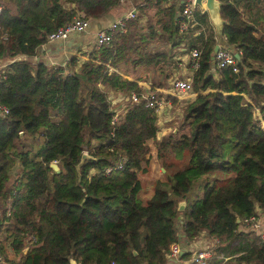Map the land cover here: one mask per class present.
Wrapping results in <instances>:
<instances>
[{
    "label": "trees",
    "instance_id": "1",
    "mask_svg": "<svg viewBox=\"0 0 264 264\" xmlns=\"http://www.w3.org/2000/svg\"><path fill=\"white\" fill-rule=\"evenodd\" d=\"M120 1L0 0V58L17 56L0 76V264H165L179 240L176 258L197 264L199 235L217 240L203 264H264V236L235 221L264 212V32L235 0L218 3L237 71L206 62L210 30L195 45L193 96L160 134L144 99L114 111L107 93L141 94L140 70L170 57L157 43H180L183 3L144 0L124 31L61 65L18 59L74 15L98 18ZM152 151L164 179L141 198Z\"/></svg>",
    "mask_w": 264,
    "mask_h": 264
},
{
    "label": "crops",
    "instance_id": "2",
    "mask_svg": "<svg viewBox=\"0 0 264 264\" xmlns=\"http://www.w3.org/2000/svg\"><path fill=\"white\" fill-rule=\"evenodd\" d=\"M144 0H121L115 7L111 8L107 12H105L102 16L98 18H94L89 20L88 26L85 30L81 32H70L65 39H55V40H46L44 43L38 45L35 48V52L32 56H25L20 55L18 59H27L31 61H41L45 63L46 65H61L63 64L69 57V55L75 53L77 49H79V52L86 51L89 46L93 43L94 34L97 30L104 29L107 27V25L114 19L123 17L129 10L135 9V6L142 4ZM179 2V0H177ZM238 4L239 9L242 12V17L247 20L254 21V26L256 27L255 33L264 32L263 30V23H264V0H235ZM149 16L152 15L151 10L148 11ZM192 21L191 24L188 26V29L185 30V32L182 34V38L179 40L180 43L177 44L175 47H172V44H169L167 41H159L156 45L157 49H162L169 51L170 57L165 58L158 62L157 65L148 66L150 68L149 74L153 76L152 79L148 76L147 68L140 70L139 72V83L141 87V93H144L146 91H153V92H159V94L163 97V100H165L166 94L160 93V88H164L167 86L168 82L171 78L178 75L188 74L190 72V66L188 64L189 61V48L191 46L199 45V43L202 42V40L205 38V36L209 33V31H213L214 38L216 40V44L218 46H223L229 49H232L229 46L221 44L222 36L218 34L215 31L214 24L211 22L207 11L202 6L193 7L192 9ZM144 16H141L139 21L144 23ZM15 57H5L0 58V67H2L4 64H6L8 61L16 58ZM84 55H79V58H83ZM175 62L177 65L170 70V74L167 75L166 78H164V75L167 74L165 70L162 68V63L165 62L167 64L168 62ZM153 71L151 73L150 71ZM148 78L150 81H148ZM161 82L160 86H155V83ZM154 86V89H151L150 87ZM111 96L120 99L122 97V94L120 93H113L110 92ZM193 95V94H192ZM177 97L176 103H166L163 102L159 109V115L161 116V120L158 121L159 124L162 125V127H165V123L170 121L172 118H174L173 113L171 111L172 108H178L181 107L183 104L178 98V94L175 95ZM192 97V96H191ZM119 104V102L117 103ZM180 112V111H179ZM162 114V115H161ZM165 115V118L163 117ZM164 123V124H163ZM162 128L163 131L165 128ZM162 131H160L161 133ZM159 133V134H160ZM151 164H154L151 162ZM153 165H149L148 169V178L145 177V181H154L155 179L162 180L161 173L164 172V169L159 167L160 173L153 170ZM145 175V174H143ZM153 185V184H152ZM146 193L152 192V187L145 190ZM200 237L207 238L204 235H199ZM180 243L181 240H179ZM179 243V244H180ZM197 243H199V240L196 239L193 243H191L189 246H195ZM181 245V244H180ZM187 261H180L177 258L168 257L167 262L165 264H186Z\"/></svg>",
    "mask_w": 264,
    "mask_h": 264
},
{
    "label": "built area",
    "instance_id": "3",
    "mask_svg": "<svg viewBox=\"0 0 264 264\" xmlns=\"http://www.w3.org/2000/svg\"><path fill=\"white\" fill-rule=\"evenodd\" d=\"M193 7L194 6L192 5V0L183 1V7L180 9L178 13L180 30H186L188 26L191 24V21L193 19L192 17ZM135 16H136V11L133 8L129 10L123 17H119V18L112 20L107 25L106 28L97 30L95 32L93 43L96 46H98V45L109 42L111 39L112 32L117 29L124 31L125 22L130 18H134ZM88 22H89V19L83 18L78 13L77 15H74L70 20L64 22L62 25L58 26L56 29L47 33L46 40L48 41V40H55V39H65L70 32H81L85 30L86 27L88 26ZM199 52L200 50L198 46H192L189 48L188 64L190 66V72L188 74L177 75L171 78L167 86L165 87V89L163 87L160 88L159 91L161 94L163 93L171 94L173 92L174 94L172 95H177V94H181L185 92L187 93L191 92L192 90L191 75H192V71L198 66ZM233 53L234 52H232V50L229 48L218 46L216 51L210 54L206 62L212 68L213 67H217V68L230 67L232 71H237L238 67L236 64V58L234 57ZM3 66L0 67V76L3 72ZM110 70H111V67H108V71ZM127 99H130L131 101H134V102L144 99L145 104L149 107H152L155 110V112H158L163 102H165V100H163V97L159 94V92H153L151 90L141 93L140 95H138L134 91H131L129 95L127 96L122 95V97L120 98V100H127ZM166 103H169V101L166 100ZM0 110H2L3 112L7 111L4 106H0ZM114 118H115V115L112 117V119ZM82 152L87 154V150L85 149ZM108 169L109 168H106L105 171H108ZM261 212H262L261 209L256 208L253 214H250L248 216L243 217L242 219H239L238 222L245 229H252L254 232H256L257 234L263 237L264 236V223L261 222V219H260ZM216 242L217 240L215 238H207V242L205 244L198 245L195 243L196 245L194 246L192 250L190 261L197 263V264H203L205 259L210 256L212 252V249H211L212 245ZM180 249H181L180 244L177 242H173L169 246L168 256L172 258H176Z\"/></svg>",
    "mask_w": 264,
    "mask_h": 264
},
{
    "label": "rangeland",
    "instance_id": "4",
    "mask_svg": "<svg viewBox=\"0 0 264 264\" xmlns=\"http://www.w3.org/2000/svg\"><path fill=\"white\" fill-rule=\"evenodd\" d=\"M188 29V28H187ZM186 29V30H187ZM221 44L223 43V45H225V43L223 42V40H221V42H220ZM150 66H152V65H150ZM162 68L165 70V72H167V74H170L171 72H170V70H171V68H173L174 66H175V68H177L176 66V64H175V62H168L167 64H165V62H163L162 63ZM149 70H150V68L148 67V69H147V72L146 73H148V76L150 77V79H152L153 78V76H151L150 74H149ZM151 73H153V71L151 70L150 71ZM176 75H178V74H176ZM165 76V75H164ZM150 79L148 78V81H150ZM110 92H112V91H108V93H107V95H108V99H109V103H110V106H111V109L112 110H119V109H121L123 106H124V102L126 101V100H120V99H118V98H115V97H113V96H111V93ZM172 94H174L173 92L171 93V95ZM172 96H175V95H172ZM191 96H193L192 95V92H190V93H187V92H185V93H181V94H178V98H179V100L182 102L181 104H186L192 97ZM176 97V96H175ZM177 98V97H176ZM119 102V104H117ZM180 109H181V107H179V111H180ZM171 111H172V113H173V117L174 118H172L170 121H168V122H166L164 125H165V130L164 131H166V130H168L169 128H171V127H173L174 126V120H176L178 117L177 116H179V114H180V112L178 111V108H172L171 109ZM156 113V115H157V120L158 121H160L161 120V116L159 115V111L158 112H155ZM253 113L255 114V116H257V112H256V109L253 111ZM162 115V114H161ZM163 117L165 118V115H163ZM162 127V126H161ZM162 127V128H163ZM161 131L163 132V129H161ZM151 162L152 163H154V164H151ZM151 165H153L154 167H153V170L154 171H157V172H159L160 173V170H159V167H160V162L155 158V155H154V152L152 151L151 152V160H150V167H151ZM169 171V170H168ZM147 176V178H148V172H146L145 173V175H143V174H141V175H139V179H140V182H141V188H140V190H139V196L141 197V198H146V197H149L150 195H151V192H148V193H146L145 192V190L146 189H148V188H150V187H153V182L152 181H147L146 180V182H144L145 181V177ZM161 178H163L164 179V172L163 173H161ZM260 219H261V222H263L264 223V213L263 212H261L260 213ZM198 240H199V243H197L198 245H202V244H205L206 242H207V238H203V237H198L197 238Z\"/></svg>",
    "mask_w": 264,
    "mask_h": 264
},
{
    "label": "water",
    "instance_id": "5",
    "mask_svg": "<svg viewBox=\"0 0 264 264\" xmlns=\"http://www.w3.org/2000/svg\"><path fill=\"white\" fill-rule=\"evenodd\" d=\"M184 0H179V4H182ZM192 5L194 7H197V6H200V7H204L205 10L207 11L208 13V16L211 20V22L214 24V27H215V31L221 35V19H220V16H219V3H218V0H192ZM218 47V44H214L213 48H212V51L211 53L215 52L216 49ZM234 57L237 59L238 58V54L237 53H233ZM20 133V132H19ZM160 131L157 132V134H159ZM86 157H89V155H87L86 153H81L80 155V160L77 164V166L80 164V162L86 158ZM50 166L52 168H54L55 170H57V166L54 162H51L50 163ZM184 201H178L177 202V210L178 211H181L183 208H184ZM177 218L180 220L181 219V215L178 214L177 215ZM236 222L239 221L238 218L235 219ZM181 236H178V240L180 239ZM186 251V248L185 247H181L179 253H178V256H180L183 252ZM75 264H78V263H75Z\"/></svg>",
    "mask_w": 264,
    "mask_h": 264
}]
</instances>
